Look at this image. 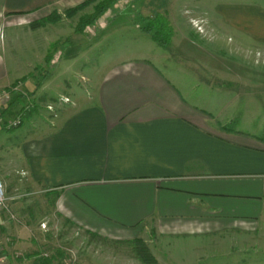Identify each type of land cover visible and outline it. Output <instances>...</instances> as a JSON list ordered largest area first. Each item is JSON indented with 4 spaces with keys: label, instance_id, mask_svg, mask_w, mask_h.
Here are the masks:
<instances>
[{
    "label": "crops",
    "instance_id": "1",
    "mask_svg": "<svg viewBox=\"0 0 264 264\" xmlns=\"http://www.w3.org/2000/svg\"><path fill=\"white\" fill-rule=\"evenodd\" d=\"M86 1L0 0V31L49 29L55 39L62 38V20L31 26L54 14L66 17L67 10ZM155 6L154 15L145 18H167L173 29L170 44L162 47L137 24L141 36L104 68L93 69L98 77L77 71V86L63 78L69 93H63L59 77L49 85L34 74L32 64L7 59L0 48V91L16 85L20 91L0 110V135L12 130L5 128L7 123L21 119L15 142L9 144L11 170L0 171L8 199L0 215L5 264H65L48 251L45 225L54 215L115 241L144 240L155 255L162 252L158 244L164 240L169 248L184 240L222 253L216 244L224 245L233 235L239 245L230 247L226 256L258 252V247L264 252V130L234 127L226 110L220 119L196 97L187 96L196 90L187 84L198 69L203 76L197 78L207 91L227 94L225 109L236 105L246 83L244 77L231 75V70H240L239 61L229 63L220 50L208 47L210 61L198 57L190 51L193 37H178L171 3ZM213 6L212 19L200 14L189 19L190 25L199 21L215 32L214 20H219L242 41L264 47V0H223ZM90 28L73 34L86 37ZM172 46L190 61L194 75H184L183 61L171 60ZM236 46L233 51L242 49L241 43ZM40 106L46 109L43 116H37ZM26 116L38 117L39 123L23 129ZM198 252L201 258L212 256Z\"/></svg>",
    "mask_w": 264,
    "mask_h": 264
},
{
    "label": "rangeland",
    "instance_id": "2",
    "mask_svg": "<svg viewBox=\"0 0 264 264\" xmlns=\"http://www.w3.org/2000/svg\"><path fill=\"white\" fill-rule=\"evenodd\" d=\"M101 1L103 0H97L87 8L73 14L71 18L61 16L62 21L58 26L64 30L65 34L62 38L56 37L57 39H55L52 34H49V29L30 33L29 27L26 29L3 27L0 31V48L7 59L11 60L12 57H16L32 64L37 68L34 74L42 78L41 81L45 80L44 82L49 85L54 77H59L60 79L57 82L64 91L63 93H69L68 86L62 84L63 78H70L72 86H77V82L81 83L77 71H87L98 77L97 72L94 75L93 69L101 65L104 68L105 63L113 56L119 55L118 53L122 50H130L135 42L134 39L141 36L138 29L135 28L136 25L144 23L142 18L154 15L155 5L170 2L171 17L176 19L174 27L179 35L178 37L181 38L185 34L193 37V41H191L194 44L190 51H195L194 53L198 57L210 61L205 49L208 47L220 50L221 53L219 54L227 62L239 61L240 70H231V75H240L246 79V83L241 86L244 96L240 101H237L236 105L228 109H225L229 104L228 101H225L228 99L227 94L218 91L213 93L207 91L206 86L200 83L197 77L203 76V70H195V76L197 77L192 83L188 82L187 85L194 86L196 90L191 91L187 96L192 100L193 97H196L198 99L197 103L205 107L204 109L212 111L215 115H220V119L221 114L223 117L226 110L225 114L231 116L230 121H234L232 124L234 127L245 125L250 131L262 132L264 130V47H258L246 40L245 42L242 41L244 40L243 37H238L234 30L230 27H224L219 20H214L216 21L215 32H210L208 28L202 27V22L192 20L191 25L189 23L191 17H197L200 14L205 15V13L212 19L214 17L211 13V9H214L213 5L216 7V4L223 0H116L113 7L106 11L103 19L91 26L88 30L89 33L87 32L88 34L85 35L86 37L75 36L73 32L77 30L82 17L93 14L96 3ZM165 19L167 20V18ZM66 32H71L72 35L66 34ZM102 39L103 41L100 42ZM55 40L59 41L56 42ZM94 40L95 42H93ZM239 43H241L240 47L242 49L233 51V47H237L236 45ZM174 46L169 48L168 55H170L171 60L174 62L183 61L187 64L182 70L184 75L193 74L191 67H189L190 61L181 58L179 51ZM44 49L47 52L44 54L46 58L42 55ZM115 51L116 53H114ZM83 64L86 65V68L83 67ZM251 81L253 82L249 83ZM80 89L82 90V86ZM82 94L87 96L85 90ZM231 95L233 96L232 93ZM63 99L61 101L64 102ZM38 112L39 115L37 116H43L46 109L40 106ZM33 122L39 123V118L26 116L22 128L28 127ZM18 130L20 129H12L0 135V145L3 146V150H0V171L5 170L6 167V170H11L9 157L13 156V151L9 148L13 146L9 144L15 142ZM4 136H7L9 140L4 139ZM9 174L15 177L13 173L10 172ZM46 226L50 241L48 251L50 253L54 252L60 261L64 260L65 264H141L135 258L136 253L132 247L126 244H117L113 241L108 243L98 241L90 236L87 231L79 229L71 223L64 222L56 215L48 218ZM45 227L40 226V230H45L43 229ZM146 244L158 264H264V252L262 250V252H259L260 247L256 248L258 252L253 249L246 255L232 252V255L226 256L225 253L230 250V247L239 245L235 235L230 240L228 239L224 245L216 244V249L221 250L223 255H221V252L213 250L207 252L205 245L208 246V244L199 243L190 246L184 240H182V243H172L173 245L170 248L167 241H161L158 246L163 248L162 252L155 255V249L151 244L147 242ZM194 249H201L212 254V256L215 255L214 252H218V254L214 257L203 254L201 258L198 250L196 252Z\"/></svg>",
    "mask_w": 264,
    "mask_h": 264
},
{
    "label": "trees",
    "instance_id": "3",
    "mask_svg": "<svg viewBox=\"0 0 264 264\" xmlns=\"http://www.w3.org/2000/svg\"><path fill=\"white\" fill-rule=\"evenodd\" d=\"M97 0H88L79 6L69 9L66 11V17L71 18V16L85 8H87L89 5L95 3ZM116 0H103L101 2L96 3L94 7V13L91 15L83 16L80 24L76 30L77 33L83 34L85 30H87L89 27L93 26L101 17L104 16L106 11L109 8H112ZM143 24L139 25V29L150 35L154 41H156L159 45L162 47H167L171 39L173 37V29L169 22L162 16H156L155 18H142ZM61 21V16L54 14L50 17L46 18L43 21L37 22L32 24V28H40L43 25L47 23H57ZM50 58V57H49ZM90 236L95 238L98 241L101 242H110L113 241L117 244H126L134 250L135 258L140 261L141 264H158V261L155 259V257L150 252L149 247L147 246L146 242H144L141 239H136L132 241H114L109 240L108 238L102 237L98 234L89 233Z\"/></svg>",
    "mask_w": 264,
    "mask_h": 264
},
{
    "label": "built area",
    "instance_id": "4",
    "mask_svg": "<svg viewBox=\"0 0 264 264\" xmlns=\"http://www.w3.org/2000/svg\"><path fill=\"white\" fill-rule=\"evenodd\" d=\"M19 91V86H12L10 89L0 91V110H4L13 100V94ZM65 102H69V99H64ZM50 111L53 110V107H48ZM21 125V119L18 118L14 121H11L5 125V128L8 130L18 128ZM1 127V126H0ZM7 195L6 188L3 179L0 177V215L6 209L7 206ZM0 264H5V260L2 257L0 250Z\"/></svg>",
    "mask_w": 264,
    "mask_h": 264
}]
</instances>
